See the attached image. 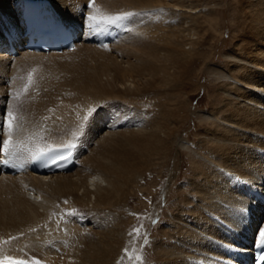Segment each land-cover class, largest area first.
Here are the masks:
<instances>
[{
	"label": "bare ground",
	"instance_id": "1",
	"mask_svg": "<svg viewBox=\"0 0 264 264\" xmlns=\"http://www.w3.org/2000/svg\"><path fill=\"white\" fill-rule=\"evenodd\" d=\"M25 1L0 0V35L20 26ZM53 1L82 40L62 54L0 49V148L8 111L15 117L0 159L71 144L77 160L56 174L0 175V264H127L138 225L130 203L147 176L173 207L154 264H251L264 228V0ZM125 12L136 15L89 27L90 15ZM220 42V60L202 63L220 81L214 108H192L193 92L206 88L193 82L197 48ZM28 62L35 69L24 80ZM193 117L203 121L198 143L181 135ZM181 158L191 164L186 181L182 163L167 172Z\"/></svg>",
	"mask_w": 264,
	"mask_h": 264
},
{
	"label": "rangeland",
	"instance_id": "2",
	"mask_svg": "<svg viewBox=\"0 0 264 264\" xmlns=\"http://www.w3.org/2000/svg\"><path fill=\"white\" fill-rule=\"evenodd\" d=\"M213 15L215 16L214 13L212 14V16ZM155 18L157 19L155 24L159 25L161 22V17L155 16ZM123 24H125V23H123ZM197 49H198L197 50L198 53L196 54V57L199 60L198 72L201 71V74L199 73L200 74L199 80L195 79L193 82L198 83L200 81L199 83L205 84L206 88L200 87V89L195 90L196 92L195 91L193 92V94L191 95V104L190 105H192V108H196V109L212 110L214 108V104H212L211 89H212V91H215V88L218 87V85L220 84V81H218V79L215 76L209 75L208 71L206 69H204L205 67L202 65V63H204L206 60L207 61H212V60L219 61L220 60V58H221L220 53L222 51L221 50V42L218 45L211 44V43H203V44L199 45ZM26 65H28L29 67ZM26 65H23V68L21 69V71L23 73H26V74L24 75L21 71L19 72V74L22 73V79H24V80L28 79L29 73L34 71V69H35V66L33 63H31L29 65V62H28ZM30 66H33V68ZM25 67L27 68V70L25 69ZM31 68H32V70H31ZM28 69H30L31 71ZM201 69H203V70H201ZM28 71H29V73H28ZM28 84H29V82L26 83V86ZM212 84H214V86H212ZM20 107H21L20 103L19 104L14 103V107H13L14 109H18ZM193 119H192V121L188 122L182 128L181 135L184 137H188L191 140L196 141L198 143L199 142V138H198L199 136H198L197 132L200 131L201 128L203 127L202 126L203 121L198 117H193ZM188 152L189 151L183 152L184 159H186V160L189 159ZM202 153L208 154L207 150L203 151ZM209 155L211 156L210 153H209ZM184 159L181 158L180 163H177V161L172 162V164L170 166H168L169 170L167 172H168V174H170V171H172L174 168H176L177 164H179V166H180V164L182 163L179 178L186 181L189 178L187 175H189V174L191 175L192 171H190L191 170V164L189 162L186 163L185 161H183ZM200 159L203 160L202 157ZM201 160H199V161L202 162ZM186 177H188V178L184 179ZM147 178H148V181H147V183H144V184L146 186H149V185L150 186L146 187L142 192H140L138 194L136 193L133 196V200L130 203L132 209H137V210L139 209L140 213H136L134 210L132 211V209L129 211V213L134 214L133 218H135V222L133 224L138 223V225L133 228V231L135 232L136 237H134L132 239V242L130 243L129 247H127L128 252L132 253V249H133V250H135V253H133L130 256L132 258L131 260H127V264H154L156 261V258H154L155 257L154 247L155 248L157 247L156 243L166 241V237H164L162 234V232L163 231L165 232V230H162V229L159 230L158 226L161 223L160 221L165 218V215L168 213L169 210H172L173 207L169 201L167 203L163 202L162 195L160 196V194H158L157 196H155L156 192H157L156 191L157 187L155 188L149 183V181L150 182L152 181V179H149L150 177L147 176ZM158 181H160V177L157 178V183H158ZM180 182L181 181H179L178 184ZM167 185H168V179L166 178V180L163 182V187L159 191L163 192V190L166 189ZM173 189L174 190L176 189L175 185L173 186ZM139 195H140V197H139ZM152 195L155 196L154 199H152ZM172 198H173V195H172ZM153 209H155V212H153ZM159 209H162V211H163L161 213V215H159V216H162V218L160 220L157 218H154L155 216H157ZM135 230H138V231H135ZM155 233H157L155 235L156 240L153 241ZM158 238L160 241H158ZM73 246L78 248L77 252L79 251V249L80 250L83 249V251L86 249L85 244L80 240H77V242H75ZM125 262L126 261H124L123 264H125Z\"/></svg>",
	"mask_w": 264,
	"mask_h": 264
},
{
	"label": "snow or ice",
	"instance_id": "3",
	"mask_svg": "<svg viewBox=\"0 0 264 264\" xmlns=\"http://www.w3.org/2000/svg\"><path fill=\"white\" fill-rule=\"evenodd\" d=\"M133 15H136V13L125 12V13L118 14V15H105L102 18H100V20H98L97 16L90 15V16L87 17V19L90 22L89 23V27H96L101 22V20L104 23H107V24H117L120 21L129 19ZM7 116H8L7 127H8V132H9V137L10 138H9V140L4 141L5 148H7V147H9L11 145V134H12V131H13V121L15 119V117L13 116V113H12L11 110L8 111ZM68 147L71 148V147H74V145L69 144ZM135 231H138V230H135ZM259 246L261 248H264V229L260 230ZM261 259L264 260V256H262ZM19 264H24V262L20 261Z\"/></svg>",
	"mask_w": 264,
	"mask_h": 264
}]
</instances>
